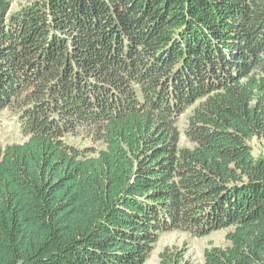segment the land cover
<instances>
[{
    "label": "trees",
    "instance_id": "trees-1",
    "mask_svg": "<svg viewBox=\"0 0 264 264\" xmlns=\"http://www.w3.org/2000/svg\"><path fill=\"white\" fill-rule=\"evenodd\" d=\"M4 110L0 264H264V0H0Z\"/></svg>",
    "mask_w": 264,
    "mask_h": 264
},
{
    "label": "rangeland",
    "instance_id": "rangeland-1",
    "mask_svg": "<svg viewBox=\"0 0 264 264\" xmlns=\"http://www.w3.org/2000/svg\"><path fill=\"white\" fill-rule=\"evenodd\" d=\"M18 1V0H15ZM186 116L180 119L178 127L181 132L184 131L186 125ZM18 123L15 115L4 110L0 113V145L6 146L13 143H20L21 136L18 129ZM182 146H186L185 139L182 136L180 140ZM70 143L75 146H92L90 140L82 141L80 138L70 140ZM100 147L99 144H96ZM257 149L264 153V141L254 142ZM226 230L215 231L204 237H193L187 233L171 232L162 234L156 242L153 251L151 252L148 260L144 264H159V253L164 249H184L185 257L190 259L196 264H203V251L205 248L211 246L223 247L226 245L225 235Z\"/></svg>",
    "mask_w": 264,
    "mask_h": 264
}]
</instances>
